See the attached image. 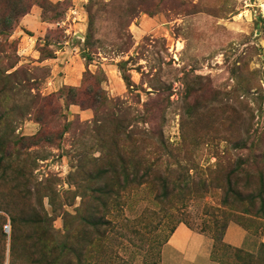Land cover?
Wrapping results in <instances>:
<instances>
[{
	"label": "rangeland",
	"instance_id": "1",
	"mask_svg": "<svg viewBox=\"0 0 264 264\" xmlns=\"http://www.w3.org/2000/svg\"><path fill=\"white\" fill-rule=\"evenodd\" d=\"M230 222L264 231V0H0V264L150 263L180 223L264 264Z\"/></svg>",
	"mask_w": 264,
	"mask_h": 264
},
{
	"label": "crops",
	"instance_id": "2",
	"mask_svg": "<svg viewBox=\"0 0 264 264\" xmlns=\"http://www.w3.org/2000/svg\"><path fill=\"white\" fill-rule=\"evenodd\" d=\"M222 239L231 247L254 252L260 243L264 244V231L258 236L250 235L239 224L230 222ZM212 249L213 240L208 234L180 223L162 244L158 261L145 264H217Z\"/></svg>",
	"mask_w": 264,
	"mask_h": 264
},
{
	"label": "trees",
	"instance_id": "3",
	"mask_svg": "<svg viewBox=\"0 0 264 264\" xmlns=\"http://www.w3.org/2000/svg\"><path fill=\"white\" fill-rule=\"evenodd\" d=\"M14 3H17V1H15ZM26 12V10H23L20 14H14L15 15V17H18L19 15H22V14H24ZM10 26L11 25H9V26H3V30H5V29H9L10 28ZM98 96L99 95H97L96 94V98L89 104L91 107H93L94 109H96L97 107H98V105H99V100H98ZM80 104V103H79ZM81 105V104H80ZM137 134V133H136ZM138 135V134H137ZM240 225V224H239ZM240 226H242V225H240ZM226 227V226H225ZM243 227V226H242ZM244 228V227H243ZM225 229V228H224ZM245 229V228H244ZM202 232V231H201ZM224 232V231H223ZM212 238V240L214 239V244H213V248H214V246H215V241L217 240L216 238H214L213 236L211 237ZM221 241H223V239L221 238L220 239ZM166 241V239L164 240V242ZM163 242V243H164ZM162 243V244H163ZM224 243V242H223ZM225 244V246H227V247H229V248H233L234 249V251H236L237 253H242L243 252V249H240V248H235V247H231V246H229V245H227L226 243H224ZM162 246V245H161ZM213 250V249H212ZM244 254V253H243ZM244 256H252V255H250V254H244ZM213 257V256H212ZM158 258H159V256H158ZM259 258H264V244H262V243H260V249H259V252H258V255H256V258L254 259L256 262L257 261H259ZM215 260V259H214ZM156 261H158V259L156 260ZM156 261H153V262H150V263H154V262H156Z\"/></svg>",
	"mask_w": 264,
	"mask_h": 264
},
{
	"label": "built area",
	"instance_id": "4",
	"mask_svg": "<svg viewBox=\"0 0 264 264\" xmlns=\"http://www.w3.org/2000/svg\"><path fill=\"white\" fill-rule=\"evenodd\" d=\"M7 230H8V225H4V226H3V231H4V232H7Z\"/></svg>",
	"mask_w": 264,
	"mask_h": 264
}]
</instances>
